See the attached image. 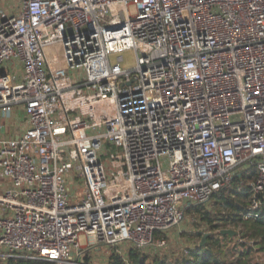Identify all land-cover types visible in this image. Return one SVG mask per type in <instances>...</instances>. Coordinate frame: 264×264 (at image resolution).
Segmentation results:
<instances>
[{
    "label": "built area",
    "instance_id": "built-area-1",
    "mask_svg": "<svg viewBox=\"0 0 264 264\" xmlns=\"http://www.w3.org/2000/svg\"><path fill=\"white\" fill-rule=\"evenodd\" d=\"M251 166L261 192L264 0H0V264H126Z\"/></svg>",
    "mask_w": 264,
    "mask_h": 264
},
{
    "label": "trees",
    "instance_id": "trees-1",
    "mask_svg": "<svg viewBox=\"0 0 264 264\" xmlns=\"http://www.w3.org/2000/svg\"><path fill=\"white\" fill-rule=\"evenodd\" d=\"M255 180L254 166L248 167V169L235 174L228 189H223L212 195L210 201L214 202L219 211H208L205 205L191 207L187 210V215L195 216L199 221L206 223L210 233L202 247H197L190 252L189 257L176 260L173 264H249L252 251L264 253V189L261 192H253L249 184ZM254 200L259 203L255 213L256 217H244ZM222 230L232 231L235 234L222 235ZM237 237L250 241L251 245L242 244L243 250L231 249L225 253L224 246ZM127 260L129 264H167L163 259L156 256L148 257L136 249L129 250ZM7 264L51 263L12 259ZM110 264L123 263L117 258L110 257Z\"/></svg>",
    "mask_w": 264,
    "mask_h": 264
},
{
    "label": "rangeland",
    "instance_id": "rangeland-1",
    "mask_svg": "<svg viewBox=\"0 0 264 264\" xmlns=\"http://www.w3.org/2000/svg\"><path fill=\"white\" fill-rule=\"evenodd\" d=\"M120 57V66L122 69H131L135 65V57L133 52H124L120 54ZM115 61L116 58L113 57L111 59V62ZM205 207L208 211H219V209L215 207L213 201L208 202ZM220 212L224 214L226 213L225 211ZM209 233V227L206 223L199 221V219L195 216L187 215L184 221L174 231H172V233L169 234L170 238L167 241L166 247L160 250L151 247L141 252L148 257L156 256L160 259L165 260L167 264H173L176 262V260L183 259V257H189L190 252L199 247L202 237L204 235L209 236ZM88 241L90 245H92V248H90L85 253L83 263L110 264V255L112 254V252L108 251L104 247L99 248L101 246H98V248H93L94 241L92 239H89ZM242 244L247 246L251 245V242L237 237L235 240L228 242L227 246H224V252L226 253L231 249L241 251L243 250V248L241 247ZM81 245L85 246V241L83 238L81 239ZM131 247L132 246L130 245H125L119 248L125 258H127V252L129 249H131ZM249 264H264V253H257L252 251Z\"/></svg>",
    "mask_w": 264,
    "mask_h": 264
},
{
    "label": "crops",
    "instance_id": "crops-1",
    "mask_svg": "<svg viewBox=\"0 0 264 264\" xmlns=\"http://www.w3.org/2000/svg\"><path fill=\"white\" fill-rule=\"evenodd\" d=\"M20 115H21V113H20ZM3 125H5V127H6V132L3 135L5 137H11L15 133L21 132L23 130V128H24V126H22V125H20L18 123H15L11 119H8L7 121H4Z\"/></svg>",
    "mask_w": 264,
    "mask_h": 264
},
{
    "label": "water",
    "instance_id": "water-1",
    "mask_svg": "<svg viewBox=\"0 0 264 264\" xmlns=\"http://www.w3.org/2000/svg\"><path fill=\"white\" fill-rule=\"evenodd\" d=\"M221 234H222V235H224V234L234 235L235 233L232 232V231L222 230V231H221ZM206 238H207V235H204V236L202 237V240H201V243H200L199 247H202V245L204 244Z\"/></svg>",
    "mask_w": 264,
    "mask_h": 264
}]
</instances>
